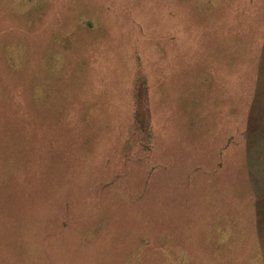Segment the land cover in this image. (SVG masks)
<instances>
[{
    "label": "rangeland",
    "instance_id": "obj_1",
    "mask_svg": "<svg viewBox=\"0 0 264 264\" xmlns=\"http://www.w3.org/2000/svg\"><path fill=\"white\" fill-rule=\"evenodd\" d=\"M0 264H264V0H0Z\"/></svg>",
    "mask_w": 264,
    "mask_h": 264
}]
</instances>
